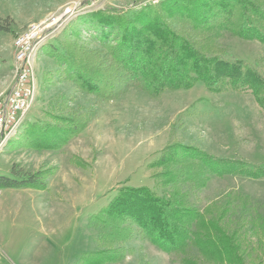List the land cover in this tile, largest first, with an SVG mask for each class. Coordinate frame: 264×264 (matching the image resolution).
Returning <instances> with one entry per match:
<instances>
[{
    "label": "rangeland",
    "instance_id": "374dc122",
    "mask_svg": "<svg viewBox=\"0 0 264 264\" xmlns=\"http://www.w3.org/2000/svg\"><path fill=\"white\" fill-rule=\"evenodd\" d=\"M158 2L0 0V24L12 29L0 31V95L16 80L18 35L47 21L52 33L33 58L38 96L28 121L53 122L51 112L89 115L87 127L59 150L14 147L21 139L18 135L0 153V174L52 170L47 189H0V256L9 264H94L90 252L100 248V229L89 224L90 216L125 186L145 185L162 193L159 175L164 169L148 165L167 145H190L264 167V111L250 93H217L198 84L152 97L133 87L121 97L102 100L66 78L53 51L64 52L66 41L76 39L73 25L81 30V44L100 46L80 17L100 9L132 11ZM220 43L229 59L255 62L264 55V44L256 40L226 34ZM63 102L67 105L61 108ZM75 156L84 167L74 165ZM189 192L192 204L207 218H218L227 230L236 231L245 264H264V221H239L242 216H263L264 178L212 175L205 186ZM126 246L123 260L103 264H181L180 256L141 237L134 236ZM189 255L204 264H219L193 246Z\"/></svg>",
    "mask_w": 264,
    "mask_h": 264
},
{
    "label": "trees",
    "instance_id": "16d2710c",
    "mask_svg": "<svg viewBox=\"0 0 264 264\" xmlns=\"http://www.w3.org/2000/svg\"><path fill=\"white\" fill-rule=\"evenodd\" d=\"M79 19L100 46L81 44V30L73 25L76 39L66 41L64 52L53 54L66 78L87 94L111 100L136 87L159 97L203 84L217 93H250L264 111V55L255 62L229 59L220 43L230 34L264 44V0H159L132 11L100 9ZM11 30L0 24V31ZM50 117L53 122L28 121L14 147L59 150L89 122L88 112L82 111L51 112ZM73 158L75 165L85 166ZM148 166L164 169L159 175L162 193L145 185L125 186L90 216L89 224L100 229V248L90 252L93 263L123 260L127 242L137 236L180 256L181 264H204L189 255L192 246L214 263L245 264L236 231L227 230L218 218H207L192 204L189 191L205 186L212 175L264 178V167L181 143L164 147ZM51 173L0 174V189H44ZM260 215L239 221H264Z\"/></svg>",
    "mask_w": 264,
    "mask_h": 264
},
{
    "label": "built area",
    "instance_id": "2783aa9c",
    "mask_svg": "<svg viewBox=\"0 0 264 264\" xmlns=\"http://www.w3.org/2000/svg\"><path fill=\"white\" fill-rule=\"evenodd\" d=\"M44 23L31 25L17 37L16 80L8 92L0 95V153L25 128L36 102L38 87L33 58L52 33L51 23Z\"/></svg>",
    "mask_w": 264,
    "mask_h": 264
},
{
    "label": "crops",
    "instance_id": "0c3cea01",
    "mask_svg": "<svg viewBox=\"0 0 264 264\" xmlns=\"http://www.w3.org/2000/svg\"><path fill=\"white\" fill-rule=\"evenodd\" d=\"M26 127H27V124H26V126H25V128H23V130L22 131H24V129H26ZM74 139V138H73ZM72 139V140H73ZM66 145H68V143L66 144ZM65 145V146H66ZM75 165V164H74ZM47 183H48V181H47ZM48 187L46 186V188H44V189H47ZM4 190H14V189H20V188H3ZM3 189H1V190H3ZM34 189H36V188H34ZM38 190H42V189H38ZM7 194V193H6ZM6 196V195H5ZM0 264H9L6 260H4L3 258H2V256H0Z\"/></svg>",
    "mask_w": 264,
    "mask_h": 264
}]
</instances>
